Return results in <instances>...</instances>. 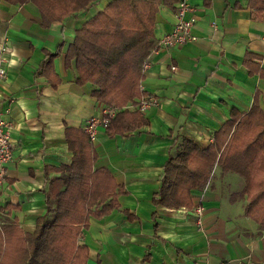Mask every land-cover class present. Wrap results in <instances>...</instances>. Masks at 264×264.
Returning <instances> with one entry per match:
<instances>
[{
  "label": "crops",
  "instance_id": "obj_1",
  "mask_svg": "<svg viewBox=\"0 0 264 264\" xmlns=\"http://www.w3.org/2000/svg\"><path fill=\"white\" fill-rule=\"evenodd\" d=\"M110 1L94 0L43 25L34 1L0 0V46L9 47L0 113L10 123L12 149L0 183V227L12 223L32 233L38 219L54 217L55 194L64 187L59 168L73 157L66 130L82 129L103 105L95 83L76 81L74 59L66 64L65 51L76 29ZM176 2L158 4L156 45L176 23ZM190 3L195 38L153 48L142 70L141 90L159 100L143 110L148 124L122 135L99 126L96 140H89L93 168L110 170L120 192L118 208L82 226L77 240L87 247L84 264H264V218L245 214L240 174L216 164L207 184L190 190L189 207L153 200L164 163L185 138L206 148L232 110L243 114L255 104L264 113V67L257 61L264 52V0ZM136 101L123 108L134 111ZM196 205L203 208L201 223Z\"/></svg>",
  "mask_w": 264,
  "mask_h": 264
},
{
  "label": "trees",
  "instance_id": "obj_2",
  "mask_svg": "<svg viewBox=\"0 0 264 264\" xmlns=\"http://www.w3.org/2000/svg\"><path fill=\"white\" fill-rule=\"evenodd\" d=\"M32 1L41 11V23L47 25L75 14L94 0ZM161 3L169 0H111L76 29L65 51L66 64L74 59L76 81L95 83L94 96L116 108L105 127L109 135L129 134L148 124L137 107L145 95L140 86L144 76L141 65L156 47L154 20ZM135 100L134 111L123 108ZM213 135L206 148L190 138L183 140L177 153L164 163L161 186L153 200L172 208L191 206L190 190L203 188L214 166L220 164L223 171L244 178L240 192L248 199L245 214L262 221L264 113L255 104L243 114L232 110ZM66 138L73 157L71 163L59 168L64 187L55 194L52 221L38 219L32 233H22L12 223L0 227V264H84L87 247L77 240L82 226L88 224L90 216L101 217L118 208L120 188L110 170L93 168L95 153L84 128H67Z\"/></svg>",
  "mask_w": 264,
  "mask_h": 264
},
{
  "label": "built area",
  "instance_id": "obj_3",
  "mask_svg": "<svg viewBox=\"0 0 264 264\" xmlns=\"http://www.w3.org/2000/svg\"><path fill=\"white\" fill-rule=\"evenodd\" d=\"M176 23L171 31L164 34L162 39L159 40L155 49L162 46H171L176 45L177 43H184L191 39L195 38V35L192 34V28L194 24V17L190 14L193 10L190 0H177L176 2ZM190 14V15H189ZM264 17V13H263ZM9 51L7 44L0 46V79H5L6 76V63L7 55ZM257 61L262 67H264V52ZM150 55L142 63V70L145 71L149 67ZM175 69V66H172ZM150 105H159V100L156 96L144 95L139 98L137 107L141 110H145L146 107ZM117 110L115 107L110 105H102L101 114L99 116L85 120L82 125L88 136V139L93 143L96 139L97 131L99 126L106 127L109 120L116 114ZM10 123L4 119L3 114L0 113V183L5 177V166L8 161L11 159V142L9 127ZM194 212L196 215L195 222L201 223V215L203 213V208L200 205L194 207ZM221 264H248L244 260L237 259H227V261L222 262Z\"/></svg>",
  "mask_w": 264,
  "mask_h": 264
},
{
  "label": "rangeland",
  "instance_id": "obj_4",
  "mask_svg": "<svg viewBox=\"0 0 264 264\" xmlns=\"http://www.w3.org/2000/svg\"><path fill=\"white\" fill-rule=\"evenodd\" d=\"M213 171H214V170H213ZM213 171H212V172H213Z\"/></svg>",
  "mask_w": 264,
  "mask_h": 264
}]
</instances>
